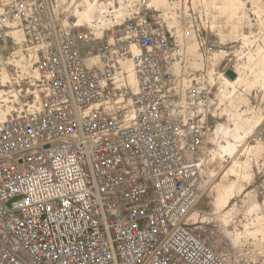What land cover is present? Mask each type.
Masks as SVG:
<instances>
[{
    "label": "built area",
    "instance_id": "2783aa9c",
    "mask_svg": "<svg viewBox=\"0 0 264 264\" xmlns=\"http://www.w3.org/2000/svg\"><path fill=\"white\" fill-rule=\"evenodd\" d=\"M95 2L80 25L57 0H0V264H233L191 224L212 113L180 72L179 3Z\"/></svg>",
    "mask_w": 264,
    "mask_h": 264
},
{
    "label": "rangeland",
    "instance_id": "374dc122",
    "mask_svg": "<svg viewBox=\"0 0 264 264\" xmlns=\"http://www.w3.org/2000/svg\"><path fill=\"white\" fill-rule=\"evenodd\" d=\"M80 1L72 10L71 7L65 8L63 0H57L58 11L74 21V17L77 16L74 11ZM174 1H179L181 14L173 16V19L175 25L182 29L189 55V61L181 69L185 78L193 79L194 82L203 80L210 91V96L216 99L209 76L212 65L200 52L204 39L214 46L216 59L214 63L218 61L217 57H223L219 66V72L222 75L230 80H237L240 74H243L245 78L235 90L233 88L226 90L227 96L222 102L210 101L212 115L209 118L208 132L212 134L208 133V135L211 136V140H217L215 133L217 125L222 123L233 133L237 126L252 130L249 143H242L243 148L240 147L239 154L234 160L226 158V161H221L223 159L215 160L210 157L213 156L211 154L214 145L209 144L211 140H208V148L211 147L212 150L207 148L206 153L214 163L208 159L209 172L206 170L208 175L205 173L203 193L197 206H200L204 199L206 202L201 203L203 209L196 206L192 213L191 224L194 230L198 229L202 232L206 240L233 264H239L245 260L264 264V141L257 142V138L264 140V120L259 122L261 117L264 118V86L257 80L256 74L251 72L252 64L249 65L248 59V56L253 54L258 61L261 60L257 55L259 50H264V0H244L245 6L242 7L243 11L241 10V15L245 16L243 27L236 35L231 33L227 26L226 0H169L168 6L159 9L169 14ZM79 8L82 9V7ZM189 14H193V24L189 23ZM99 16L98 13L95 19ZM215 54L218 56L216 57ZM230 90L233 92L229 94ZM231 137L228 136V138ZM250 142L255 145L254 152L245 154L244 151ZM235 160L242 162L248 160L246 170L241 169L239 177L235 178L233 174H228V177L223 179ZM219 166L222 167L219 168ZM212 170H215L213 175ZM219 179H222L223 184L226 185L235 184L234 194L226 204L228 207L218 206L212 195L213 187L220 181ZM0 234L5 235L1 224Z\"/></svg>",
    "mask_w": 264,
    "mask_h": 264
},
{
    "label": "bare ground",
    "instance_id": "6f19581e",
    "mask_svg": "<svg viewBox=\"0 0 264 264\" xmlns=\"http://www.w3.org/2000/svg\"><path fill=\"white\" fill-rule=\"evenodd\" d=\"M63 1L65 2V8H68V7L70 8L71 7V9L73 8L72 10H74V7H75L76 3L79 0H72L71 2L69 0H63ZM168 1L169 0H148V4H149V6H151L153 8L159 9V8H161V7L163 8L164 6H166L167 4H169ZM226 1H227V3H226L227 7L225 9H226V13H227L226 16H228L227 17L228 18L227 19V26L229 27V31L231 33H233L235 35L236 34H239L241 32L242 27H243V21H244V17H245V16L243 17L241 15L242 14L241 10H242V7L245 6V2H244V0H226ZM79 7H82V9H80ZM103 10L104 9L102 8V6L98 2H95V0H81L79 2V6H77L75 8V11L74 12H75V14L77 16L75 15L76 17H74V21H78V23L80 25L83 24L84 22H91V21H93L96 18V16H97L98 13L101 16L102 13H104ZM99 17H97V18H99ZM215 55H216V57L218 56L217 54H215ZM257 56L261 60L258 61L256 59L255 55H253V54H251V55L248 56L249 65L252 64V70H251V72L256 74L255 76L257 77V80L261 83V85L264 86V50H259ZM217 58H218V61H216V63H214L211 66V71H210V74H209V76L211 77V82H212V86H213L212 87L213 88L212 90L214 91L213 94H214V96L216 98V99H214L213 96H210V101L211 102H214L215 100H218L219 102H222V100H224V98L227 96L226 90L228 88H233V90H235V88L240 83L244 82L243 80L245 79L243 74H240L241 76H239V78L237 80H230V79L226 78L224 75H222L219 72L220 62L222 61L223 57H220L219 56ZM31 64L28 66V68H29L28 70H30L32 68V65ZM124 67H125V69H126V71L128 73L127 74V79L129 81V84L134 85V87H135L136 86V80H135V77H134L133 63H132V61L131 60H127L124 63ZM244 74H246V73H244ZM246 76H247V74H246ZM218 83L220 84V86H218L219 85ZM232 92L233 91L230 90L229 94L232 93ZM118 103H125L128 106L131 105V97H130V95L129 96H125ZM5 116H6V113L0 111V123L5 119ZM241 118H243V117H241ZM240 120L242 121V119H240ZM263 120H264V118L261 117L259 119V122L260 121H263ZM217 126H218V128L216 129L217 132H215L217 134L216 135L217 138L215 137L217 140L214 141L215 140L214 139L212 141L211 140L212 138H210L211 136L208 137V140H211L212 141V142L210 141L209 144L212 143V145H214V150H212L211 147H209L213 152H212V154L209 151L208 152L211 155L214 156V157L213 156H210V157L215 158V160L217 158H220V160L223 159L221 161H224L226 158H228V160L229 159H233L234 160L235 157L237 156V154H239L240 147L242 146V148H243L242 143L243 142L249 143V140L251 138L250 136L252 134L251 133L252 130L251 129L245 130L244 128L237 126L236 131L233 133L230 130V128L228 126H225V124H223V123L222 124H219ZM209 133H211V132H209ZM228 136H232L231 137L232 139L231 138H228ZM259 139L260 138H257V142L258 143H261L260 141H262V142L264 141L263 139H260V140ZM254 147H255V145H253L250 142V144L246 147L244 153L245 154L246 153L252 154L254 152L253 151L254 150ZM209 160H210V162H213L212 161L213 159L212 160L209 159ZM235 161H234L235 163L234 162L232 163L230 169L225 173V175L223 174L224 175L223 176V179L226 178V176L228 177V174H233L235 176V178H236V176L239 177L240 176V173H241V169L246 170V168L248 166V162H249L248 160L247 161H244V162H242L240 160H235ZM221 163H223V162H221ZM225 164H226V162H225ZM209 165H210V163H209ZM220 167H222V166H219V168ZM209 170H211V169H209ZM214 171L213 170L211 171L212 175L214 174ZM206 174L208 175L207 172H206ZM235 180H237V179H235ZM234 189H235V184H233V183L228 184V185L223 184L222 179L219 182H217L216 185L213 187V190H212V195L215 198L216 204L218 206H220V207H224V206H227L228 207V205H226V204L228 203V201L230 200V198L234 194ZM203 202H206V199H204L201 203H203ZM201 203H200V206H197V205L196 206L199 207V208H201ZM201 209H203V208H201ZM201 209H199V210H201Z\"/></svg>",
    "mask_w": 264,
    "mask_h": 264
}]
</instances>
